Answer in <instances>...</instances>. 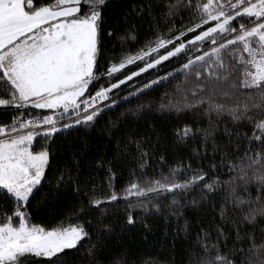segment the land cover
<instances>
[{
	"label": "snow or ice",
	"instance_id": "snow-or-ice-1",
	"mask_svg": "<svg viewBox=\"0 0 264 264\" xmlns=\"http://www.w3.org/2000/svg\"><path fill=\"white\" fill-rule=\"evenodd\" d=\"M113 2L120 14L109 24ZM179 11L194 22L168 38L160 29ZM132 18L148 23L152 38L128 54L124 46L140 37ZM121 25V51L101 63L105 41ZM185 33L191 39H180ZM181 56L178 67L132 88L134 77ZM136 61L143 62L138 71L116 78ZM168 80H175L170 90L151 95ZM131 98L133 107L116 111ZM153 110L176 119L159 128L145 121L142 129ZM0 111L14 113L0 120V199L11 201L0 215V264H177L181 233L189 247L180 264H264V0H0ZM106 113L112 115L100 126L92 169L102 177L82 180L87 138L64 145L56 138L96 129ZM168 139L188 150L187 160L169 165L164 151L159 178L147 176L151 149ZM133 150L141 171L132 170L118 190L116 166ZM58 158L65 162L56 164ZM45 185L42 200L70 193L71 209L63 219L34 222L31 201ZM81 197L87 205L75 203ZM92 209L95 221L82 219ZM137 209L159 217L165 237L175 222L168 249L155 257L125 249L107 258L110 238L117 227L124 233L137 224ZM189 210L200 214L195 226ZM141 224L153 233L147 220Z\"/></svg>",
	"mask_w": 264,
	"mask_h": 264
},
{
	"label": "trees",
	"instance_id": "trees-1",
	"mask_svg": "<svg viewBox=\"0 0 264 264\" xmlns=\"http://www.w3.org/2000/svg\"><path fill=\"white\" fill-rule=\"evenodd\" d=\"M176 1H173L172 3H175ZM110 10L116 9L115 13L112 11L109 12V21L107 23L111 24L114 23L111 20V16L114 14L116 16H119L120 10L117 8L116 3L113 2L109 5ZM192 21L189 18V14L186 11H179L178 15L175 16L172 20V23L163 26L160 31L165 32L168 35V38H171L172 35H179V32L183 30L186 27H191ZM129 23L131 25H134L137 29V31L140 33L139 42H130L127 43L124 46V51L128 54H135L140 48H142L145 44L146 38H152L151 34L147 32L148 30V23L141 22L138 19L132 18ZM126 27V25H121V31H119L115 36L112 37L111 40L105 41V47L103 49V55L101 58V63H106L109 59L113 58L117 52L121 51V43L119 36L123 35V28ZM172 28V32L168 33L167 29ZM147 34V37H146ZM190 33H185L184 37H181L180 39H191ZM174 44L176 41L173 42ZM171 46H168L170 49ZM159 54H164V49H161ZM155 53L150 54L151 57H155ZM184 59L183 57L179 58H170L169 61H164L160 66H157L153 69L147 70L145 73H141L138 77H134L133 80L130 82L132 88L137 84L144 83L148 79H152L157 75H163L165 72L170 71L173 68H176L179 66V64L183 63ZM143 66L142 61H136L132 65H126V68L121 70V73L117 74L116 78H123V75H128L132 71H138L139 67ZM181 77H177L176 79H180ZM115 82V80H113ZM102 84H105L107 86V81H101ZM175 83V80H168L165 81L163 84L159 85L157 88H155L154 91L151 92L152 96L159 97L162 95L165 91L170 90L171 86ZM124 88L125 91L130 90L127 85L121 86ZM95 90V89H93ZM115 91V90H114ZM123 95V93H121ZM140 99H144V97H140ZM137 99L131 98L128 103H121L120 109H117L116 111H119L121 109H126L133 107L137 103ZM46 111V110H44ZM14 115L11 111H0V120H10L11 117ZM112 115V113H106L105 116L100 120L98 126L96 129H85L81 128L78 132H70L68 135L69 137L73 139H69L68 141L64 140L63 134L58 136L56 138V142L58 145H64L65 143L69 144H80L82 141L80 139H77L79 137H86L88 148L86 151L85 157L82 159L81 162V171L83 173L81 179H86L89 176L95 177L97 180V183H99L100 178L102 177V173L99 171H92V169L95 167V159L99 155V149L101 143L103 141L101 140V137L99 135V129L100 126L103 125L104 121L107 119L108 116ZM176 119V114L172 113L168 117L167 120H165L162 117V114L153 110L152 112L146 114L144 117V120L140 122V127L142 129L146 128L145 121L152 123L154 122L155 125L159 128L161 126H171L172 121ZM153 141H155V137H153ZM43 141H41L42 143ZM153 151L154 156L148 161V167L144 169V172L147 176H155L156 178H159V172L161 169V165L159 163V156L163 154L164 151H166V160L169 165L175 164L177 160H179L181 157H184L185 160H187V149H176L173 145L171 139H168L165 142H162L159 147L151 149ZM114 153L109 154V158ZM61 156L66 157L67 151L65 149L61 150L60 153ZM136 153L133 150L132 154L127 156L126 158H122L121 163L116 166V171L118 172V175L120 179L117 181V189L119 190L122 188L130 179L129 173L132 170H135L137 174L139 175L140 169L138 167V162L134 159ZM65 161L63 159L58 158L56 161V164H62ZM199 161H194L193 165L196 166ZM56 164L53 165V169H55ZM165 171H167V168L165 167ZM48 178H52V170L48 172ZM49 192V189L47 185L45 187L41 188L39 192L36 193L35 198L32 199V207L29 209V211L32 212L33 217L35 218L34 222H54L53 218L56 219H63L68 212L71 209V204L73 202V198L71 194L69 193L67 196L61 197L59 200H42L43 193ZM195 195V194H194ZM193 197H189V200H191ZM171 197H169V200ZM41 203L43 206L37 208V203ZM79 206L87 205V201L84 200L82 197L77 199L75 201ZM169 201H163L164 205H167ZM124 202L121 201L119 205L116 207L123 208ZM11 211V201L0 199V215H2L5 212ZM137 214V224L134 227H130L126 232L121 233L119 228L117 227L116 235L112 236L110 238L111 243L108 245V249L105 253V256L107 258L115 257V256H121L125 249L129 250L132 256H159V253L162 249H168V245L172 241L171 233L175 229V222L172 221V226L167 229V232L169 235L165 237V229L161 226L159 217L153 216L151 213H144L142 209L136 210ZM98 215V212L95 211V209H92L88 212V214L82 219H92L95 221V217ZM110 219H118L122 220L123 217H117L114 213L109 214ZM186 218L192 223L193 226H195L199 220H200V214L198 210H189L185 213ZM147 220L148 223H150L153 227V233L151 235H148L144 232L141 220ZM181 223H183V220H181ZM93 227H95V223L93 224ZM148 237L147 243H143L142 239L144 236ZM195 235L192 237H189V241L194 239ZM189 247V243L184 240L183 233H181L180 241L177 244L176 252L177 255V264H180L179 256L181 254L182 248ZM170 254V250L165 251L164 255L168 256ZM71 259V258H70Z\"/></svg>",
	"mask_w": 264,
	"mask_h": 264
},
{
	"label": "rangeland",
	"instance_id": "rangeland-1",
	"mask_svg": "<svg viewBox=\"0 0 264 264\" xmlns=\"http://www.w3.org/2000/svg\"><path fill=\"white\" fill-rule=\"evenodd\" d=\"M173 1H176V0H171V2H173Z\"/></svg>",
	"mask_w": 264,
	"mask_h": 264
}]
</instances>
